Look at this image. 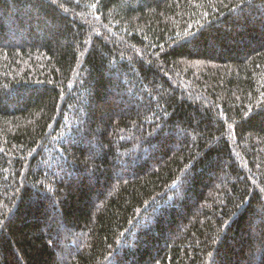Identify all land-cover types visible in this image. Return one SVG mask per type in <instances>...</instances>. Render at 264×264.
I'll return each mask as SVG.
<instances>
[{
    "label": "trees",
    "instance_id": "obj_1",
    "mask_svg": "<svg viewBox=\"0 0 264 264\" xmlns=\"http://www.w3.org/2000/svg\"><path fill=\"white\" fill-rule=\"evenodd\" d=\"M0 264H264V0H0Z\"/></svg>",
    "mask_w": 264,
    "mask_h": 264
},
{
    "label": "rangeland",
    "instance_id": "obj_2",
    "mask_svg": "<svg viewBox=\"0 0 264 264\" xmlns=\"http://www.w3.org/2000/svg\"><path fill=\"white\" fill-rule=\"evenodd\" d=\"M87 142H88V140H87Z\"/></svg>",
    "mask_w": 264,
    "mask_h": 264
}]
</instances>
